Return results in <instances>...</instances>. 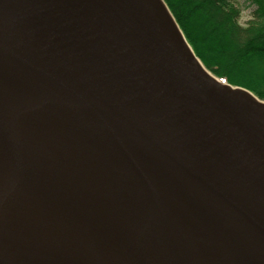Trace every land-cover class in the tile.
Instances as JSON below:
<instances>
[{"label": "water", "instance_id": "water-1", "mask_svg": "<svg viewBox=\"0 0 264 264\" xmlns=\"http://www.w3.org/2000/svg\"><path fill=\"white\" fill-rule=\"evenodd\" d=\"M167 7L0 0V264H197L170 208L213 264H264V100Z\"/></svg>", "mask_w": 264, "mask_h": 264}, {"label": "trees", "instance_id": "trees-1", "mask_svg": "<svg viewBox=\"0 0 264 264\" xmlns=\"http://www.w3.org/2000/svg\"><path fill=\"white\" fill-rule=\"evenodd\" d=\"M241 24L234 0H164L195 55L218 78L264 100V0Z\"/></svg>", "mask_w": 264, "mask_h": 264}, {"label": "bare ground", "instance_id": "bare-ground-1", "mask_svg": "<svg viewBox=\"0 0 264 264\" xmlns=\"http://www.w3.org/2000/svg\"><path fill=\"white\" fill-rule=\"evenodd\" d=\"M201 67L203 68V70H205L210 76L215 77V75H213L209 69H207L200 61H199ZM219 80V79H217ZM220 81V80H219ZM227 86V85H226ZM21 115V121H23V124L25 126L26 121H25V116L26 113L24 111L20 112ZM57 135V140L61 145H63L64 147H69V148H73V146L75 145V142L69 138H67V136H65L62 133L56 134ZM66 138H64V137ZM23 185V195L22 198L23 199H28V201H33L35 199H37V196L32 195L31 192L29 191V188L27 187V185H29L28 182H25L22 184ZM30 186V185H29ZM171 211L173 212V214L176 216V220H178L182 230L185 232L186 237L188 238V240L190 241L191 245L193 246V254L195 256V259L197 261V264H213L210 259L208 258V254H207V247L206 244L200 240V238L197 236V234L191 230V227L179 216L177 215V213H175V211L170 208Z\"/></svg>", "mask_w": 264, "mask_h": 264}, {"label": "rangeland", "instance_id": "rangeland-1", "mask_svg": "<svg viewBox=\"0 0 264 264\" xmlns=\"http://www.w3.org/2000/svg\"><path fill=\"white\" fill-rule=\"evenodd\" d=\"M234 2L242 9L241 24L246 25L248 21L252 18L254 6H251L245 0H234ZM216 78L219 79L218 77Z\"/></svg>", "mask_w": 264, "mask_h": 264}]
</instances>
